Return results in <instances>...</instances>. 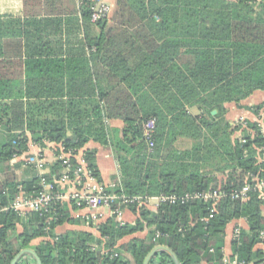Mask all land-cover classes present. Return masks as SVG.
Returning <instances> with one entry per match:
<instances>
[{
	"label": "trees",
	"instance_id": "16d2710c",
	"mask_svg": "<svg viewBox=\"0 0 264 264\" xmlns=\"http://www.w3.org/2000/svg\"><path fill=\"white\" fill-rule=\"evenodd\" d=\"M82 16L98 32L88 40V56L19 61L24 80L9 78L12 62L0 60V209L9 208L0 212V264L28 248L42 264H131L124 254L143 264L157 246L170 248L181 264H224L227 226L242 219L248 229L232 241L230 258L264 264V251L257 248L264 233V191L258 189L244 202L222 200L209 221L204 219L212 203L199 200L161 204L157 212L130 206L149 235L124 244L119 241L143 229L140 220L133 226L109 217L96 243L81 231L56 236L57 227L80 223L71 213L74 202H53L26 215L11 209L21 193L35 198L42 178L59 180L64 165L56 164L50 175L28 167L18 176L21 165L10 163L28 151L27 129L35 140L63 143L66 151L83 148L92 137L112 149L120 181L115 177L118 186L109 192L118 195L231 192L264 180L260 124L247 121L243 139L233 138L240 128L233 129L226 117V104L264 92V0H116L111 17L91 23L89 6L82 7ZM5 26L0 20V57L3 39L21 37ZM36 74L45 79L35 81ZM263 108L253 107L255 115ZM152 118L151 149L144 123ZM66 120L76 125L70 134ZM104 120L122 121L124 127L107 129ZM183 141L191 146L181 148ZM96 153L87 150L85 160L101 182ZM18 264L36 262L26 256ZM151 264L174 262L159 253Z\"/></svg>",
	"mask_w": 264,
	"mask_h": 264
},
{
	"label": "crops",
	"instance_id": "0c3cea01",
	"mask_svg": "<svg viewBox=\"0 0 264 264\" xmlns=\"http://www.w3.org/2000/svg\"><path fill=\"white\" fill-rule=\"evenodd\" d=\"M103 1L111 8V17L115 9L116 0ZM0 20L6 24L4 30L7 29L13 33L21 31V37L6 38L2 42L4 55L0 57V60L12 62L7 66V70L10 73L8 77L13 78V80L26 79L24 74L20 75L19 61L88 56L90 52L88 40L95 38L98 33L95 25L87 23L83 18L82 8L77 0H0ZM41 76L36 74L33 79L42 81L40 78L44 77ZM59 80L68 81L67 78ZM258 105H263L264 107V92H255L239 105L234 103L226 104L228 110L226 117L229 120L232 115L236 120L250 119V121H253L251 117H254L258 121L261 113L259 112V115H255L253 111V107ZM63 124L69 134L76 126L70 120L64 121ZM104 126L107 129L122 130L124 124L119 120H104ZM41 130L39 128L36 129L37 132ZM26 135L28 137V151L16 157L10 163L12 167L20 164L21 169L18 172L21 174H23L22 171L29 167L39 175H50L56 164L59 162L64 164L65 161L71 163L74 161L76 163L75 167L81 169L78 181L74 182L73 180L70 183L58 185V190L65 198V201L68 203L74 202L77 206V209L72 210L71 213L73 218L80 223L77 225L65 224L57 227L55 230L56 236L60 237L70 231H81L92 234L95 242L100 243L102 240L97 227L92 229L91 222L88 221L90 211L84 206H79L77 201L72 199V196L76 193L94 191L98 187H105L108 191H114L117 188L118 183L115 182V177H117V181H120V172L112 149L92 137L83 148L66 151L63 143H57L47 138L41 141L35 140L30 129L26 130ZM87 150L97 151L96 162L102 179L101 182L87 168L85 160ZM62 167L59 180L66 171L64 165ZM112 193L116 194L115 192ZM130 206L134 205L122 208L121 221L117 222L137 226L140 220L143 224V229L125 237L119 241V244L128 243L134 238L143 239L149 235L147 224L141 220L139 213H135L130 209ZM145 208L152 212H157L158 205L152 201ZM242 229H248L247 222L244 219L233 221L227 226L225 245L223 247L224 264H230L232 261L230 258L232 255L231 244L237 238L236 231H241ZM21 231L22 227L18 226L17 232L20 233ZM37 243H39V240L33 242V244ZM257 248L264 251V238H261V243L258 244ZM124 256L131 264H134L131 256L128 254H124ZM201 264L207 263L202 262Z\"/></svg>",
	"mask_w": 264,
	"mask_h": 264
},
{
	"label": "built area",
	"instance_id": "2783aa9c",
	"mask_svg": "<svg viewBox=\"0 0 264 264\" xmlns=\"http://www.w3.org/2000/svg\"><path fill=\"white\" fill-rule=\"evenodd\" d=\"M82 7L89 6L91 11V22L97 23L102 19L110 17L111 8L103 0H77ZM156 129V120L154 118L149 119L144 123V135L147 140L150 141V148L152 149L154 144L152 142ZM66 171L64 172L60 180H54L53 183H48L46 179L42 178V190L35 198H26L23 193L16 199L11 209L18 211L21 215H26L33 212H41L44 209L49 208L53 202L65 201V198L58 190L59 184L70 183L78 181L81 175V169L79 167H73L71 162H64ZM73 177V178H72ZM256 185L254 188L250 185H246L240 190H234L226 192L221 189L214 191H202L196 193H187L182 196L178 195H159L155 197L149 196H126L110 193L105 187H98L94 191L76 193L72 196V199L77 201L79 206L86 207L89 211L88 221L93 224H97V227L104 223L109 217H114L117 221H121L123 215L122 208L128 205H137L138 207H147L150 202L154 201L159 206L161 204H176L178 202L186 203L191 200H199L205 203H212V209L208 218L204 219L209 221L214 217L216 212V206L225 199L232 201H246L248 199V193L252 189H258L264 191V180H255ZM117 204V205H116ZM9 208L0 209V212L8 211ZM121 223V222H120ZM123 224V223H121ZM240 235V231H236V237ZM161 234L157 232L154 240L157 241ZM264 238V233L261 235ZM213 250H211L212 252ZM118 256V254H115ZM230 264H244L239 263L237 260H233Z\"/></svg>",
	"mask_w": 264,
	"mask_h": 264
},
{
	"label": "water",
	"instance_id": "95a60500",
	"mask_svg": "<svg viewBox=\"0 0 264 264\" xmlns=\"http://www.w3.org/2000/svg\"><path fill=\"white\" fill-rule=\"evenodd\" d=\"M213 114H216V111L213 112ZM159 253H166L168 254L171 259L173 260L174 264H181L178 257L176 256V254L168 247L166 246H157L155 247L145 258L144 263L143 264H151V261L153 260V258L158 255ZM26 256H30L34 259V261L36 262V264H42L41 259L39 258V256L37 255V253L33 250V249H23L21 250L15 257L14 259L11 261L10 264H18V262L26 257Z\"/></svg>",
	"mask_w": 264,
	"mask_h": 264
},
{
	"label": "rangeland",
	"instance_id": "374dc122",
	"mask_svg": "<svg viewBox=\"0 0 264 264\" xmlns=\"http://www.w3.org/2000/svg\"><path fill=\"white\" fill-rule=\"evenodd\" d=\"M194 114H196L197 113V110L196 109H193V111H192ZM260 113H261V116H260V120H258V121H256V119L254 118V117H251V118H253V119H251V120H253V121H250V119L248 120V119H245V120H236V119H234L233 118V116L231 115L230 116V121H231V123H232V128L233 129H235L236 127L237 128H240V130H238V132L237 133H235V136L233 137V138H238V139H243V137H244V134H243V129L244 128H246V126H245V124H246V122L247 121H250V122H257V123H259L260 124V126H261V128H262V131L264 132V108L260 111ZM255 119V120H254ZM185 142H187V143H185ZM181 148H188V147H190L191 146V143L190 142H188V141H183L182 143H181ZM110 151V150H109ZM17 174H18V176H22V174L20 173V172H17ZM221 178V177H220ZM92 226V229H95V227H97V224H93V223H90ZM102 224V223H101ZM101 226V225H100ZM100 226L99 227H97V231L99 232L100 231ZM94 227V228H93Z\"/></svg>",
	"mask_w": 264,
	"mask_h": 264
}]
</instances>
